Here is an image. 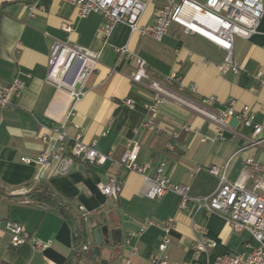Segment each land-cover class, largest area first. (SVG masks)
<instances>
[{"label": "crops", "instance_id": "obj_1", "mask_svg": "<svg viewBox=\"0 0 264 264\" xmlns=\"http://www.w3.org/2000/svg\"><path fill=\"white\" fill-rule=\"evenodd\" d=\"M160 3L153 0L147 5L140 23H153L155 7ZM0 6V88L7 87L16 76L25 82L11 105L0 110V220L17 221L38 240L49 242L40 250L25 244L13 248L8 234L0 229V264H64L72 253L76 234L70 221L57 208L39 205L26 196L39 180H45L49 190L70 205L77 222L83 218L78 206L87 213L81 228L88 250L75 258L74 264H101L103 260L106 264H124L126 240L134 248L130 264H152L150 257L157 254L163 234L161 224L170 217L175 220L167 254L175 264L193 260L192 244L202 234L215 246L199 254L198 264H212L218 255L241 252L249 240L247 232L233 231L221 214L197 210L191 202L177 213L179 197L173 192L157 200L147 198L142 194V176L135 171L109 163L85 164L73 166L67 175L46 177L39 166L21 158H35L43 148L41 134L58 126L71 108L73 115L65 130L70 137L79 134L84 143L94 142L97 150L110 152L114 159L120 158L130 143L137 142V162L149 164L146 173L152 174L164 162L170 182L188 186L190 197L206 196L215 189L216 177L207 166L227 164V179L236 180L247 157L264 160V142L250 146L251 130L240 122L224 127L223 138H219L210 119L189 105L170 100L158 105L152 127L143 128L141 123L150 117L145 105L152 101L153 91L145 79L131 81L135 64L128 57L118 58L115 48L127 46L142 57L154 80L164 82L169 71H177L180 85L172 88L186 99L199 102L201 97L212 95L215 101L210 107L214 111L225 110L228 100L233 99L236 110L249 106L259 122L264 120V84L255 74L264 72V13L250 39L234 38L233 57L239 64L234 74L219 69L225 56L222 49L199 35L182 33L175 24L157 41L131 32L121 22L103 35L100 15L80 18L77 8L66 0H0ZM63 23L71 24L72 31L62 30ZM53 40L101 50L82 98L74 103L66 91L45 82ZM190 86H196L195 92ZM127 98L133 101L132 106L123 103ZM197 166L201 168L191 175ZM111 177L121 186L116 199L104 197L95 185ZM246 186L251 188V181ZM96 217V226L105 219L110 229H120L122 238L119 245L101 244L98 256L92 258L89 247L94 240L87 233L86 223ZM146 220L157 225L135 235Z\"/></svg>", "mask_w": 264, "mask_h": 264}, {"label": "built area", "instance_id": "obj_2", "mask_svg": "<svg viewBox=\"0 0 264 264\" xmlns=\"http://www.w3.org/2000/svg\"><path fill=\"white\" fill-rule=\"evenodd\" d=\"M77 8L80 18H85L91 13L102 17L100 32L106 35L114 24L121 22L128 26L131 32H137L141 36H151L157 41L167 33L171 24L180 27L184 34L199 35L208 42L215 44L225 53L221 71H230L234 74L239 71V64L233 57L234 38L250 39L257 32V27L264 13V0H154L161 3L155 7L153 23L140 24V18L147 5L152 0H66ZM65 32L72 31L69 23L61 26ZM118 58L128 57L135 64V70L131 81L138 83L145 79L149 82V88L153 91V99L145 105L150 114L147 122L141 123L143 128L152 127L158 105L167 100L179 105H185L187 100L196 109L215 124L216 135L223 138V129L228 126L231 118L237 123L251 130L249 145L256 147L264 142V120L255 121L253 110L247 105L236 110L235 100L227 102L225 110L214 111L209 107L215 101L214 96L201 97L199 102L186 99L176 92L172 85H180L181 76L175 71H169L164 82L154 80L146 69V61L127 46L116 47ZM101 50H89L53 40L48 52V68L45 74V82L59 90L67 92L72 102L78 101L84 94V88L90 75L95 71L99 63ZM255 78L264 84V72L259 70ZM25 82L19 76L13 78L11 83L0 88V110H5L11 105L24 88ZM191 92H195L196 86H190ZM127 106H132L133 101L127 98L123 100ZM187 105V104H186ZM204 110V111H202ZM73 115L72 109H68L63 120L58 126L48 129L41 134L40 139L43 148L32 158L22 157L24 163H32L44 172L46 177L64 176L70 173L76 165H103L109 163L135 171L142 176V194L149 199L157 200L167 192L178 195L179 201L176 212L187 209V204L192 203L195 208L204 209L206 212L219 213L226 220L229 227L235 232L245 231L249 234V240L243 245L239 253H225L214 258L212 264H264V160H257L250 156L245 159L244 168L234 181H229L226 175L227 164L224 166H207L206 170L214 175L217 180L215 189L206 196L190 197L187 195L188 186L171 183L165 175V163L160 162L152 174L146 173L148 163L139 164L137 155L139 144L133 142L127 146L120 158L114 159L110 152L104 153L96 149L95 143H84L80 135L70 137L66 125ZM175 135L174 132L171 133ZM205 141V138H201ZM173 145H169L172 150ZM201 167L197 166L191 175ZM251 181L252 187L248 188L246 182ZM115 177L107 182H98L97 190L104 197L118 198L121 190ZM89 193V191H87ZM85 219L86 212L82 206H78ZM174 217L167 218L162 224V236L157 244V254L150 257L152 264H175L169 259L167 250L170 245L169 231L173 226ZM157 225L151 220H146L140 225V234L148 226ZM0 229L9 236V246L18 248L28 245L34 250H40L49 242H42L35 238L23 224L13 220H0ZM202 234V230H201ZM215 242L208 240L202 234L192 244L193 260L190 263L198 264L200 253L206 252L208 247H214ZM127 257L124 264H130V256L134 248L129 240H126ZM82 251L88 250V245L81 244Z\"/></svg>", "mask_w": 264, "mask_h": 264}, {"label": "trees", "instance_id": "obj_3", "mask_svg": "<svg viewBox=\"0 0 264 264\" xmlns=\"http://www.w3.org/2000/svg\"><path fill=\"white\" fill-rule=\"evenodd\" d=\"M1 11H2V7L0 6V13ZM26 196L29 197V199H33L39 205L44 204L57 208L62 213V215L66 219H68L70 223L73 225L76 238L74 241L72 253L65 260L64 264H74V259L81 256V253L83 252L80 248H81V244L84 243L85 241L82 232L83 229L81 228V226L83 225L84 218L80 216L82 222L80 223L77 222V218H75V216L71 213L70 205L67 202H63L59 198H57L53 194V192L49 190V188L45 184V180H39L36 183V186L32 187Z\"/></svg>", "mask_w": 264, "mask_h": 264}, {"label": "water", "instance_id": "obj_4", "mask_svg": "<svg viewBox=\"0 0 264 264\" xmlns=\"http://www.w3.org/2000/svg\"><path fill=\"white\" fill-rule=\"evenodd\" d=\"M228 125L235 126L237 121L234 118H231L228 122ZM98 218L95 220L89 219L86 223L87 233L92 236L94 240V244L89 247V251L91 252L92 258H96L99 254V247L101 244H113L119 245L121 243V234L120 229L118 228H109L107 224H105V219L101 220V224L97 225ZM101 264H106V261H101Z\"/></svg>", "mask_w": 264, "mask_h": 264}, {"label": "bare ground", "instance_id": "obj_5", "mask_svg": "<svg viewBox=\"0 0 264 264\" xmlns=\"http://www.w3.org/2000/svg\"><path fill=\"white\" fill-rule=\"evenodd\" d=\"M184 102L187 104V105H191V106H195L194 104H192L191 102H189V101H187V100H184ZM202 111H204V110H202ZM205 112V111H204Z\"/></svg>", "mask_w": 264, "mask_h": 264}, {"label": "rangeland", "instance_id": "obj_6", "mask_svg": "<svg viewBox=\"0 0 264 264\" xmlns=\"http://www.w3.org/2000/svg\"><path fill=\"white\" fill-rule=\"evenodd\" d=\"M152 3H153V0H152L151 2H149L148 6H151ZM140 24H142V23H140ZM209 108L212 109L211 107H209ZM212 110H213V109H212Z\"/></svg>", "mask_w": 264, "mask_h": 264}]
</instances>
